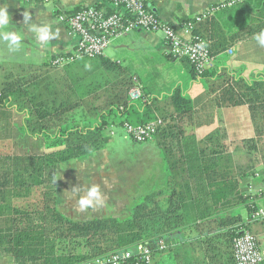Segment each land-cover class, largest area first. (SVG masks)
Here are the masks:
<instances>
[{
  "label": "crops",
  "instance_id": "crops-1",
  "mask_svg": "<svg viewBox=\"0 0 264 264\" xmlns=\"http://www.w3.org/2000/svg\"><path fill=\"white\" fill-rule=\"evenodd\" d=\"M143 1L184 39L189 36L183 31L186 21L204 15L203 19H208L210 24L207 27L213 32L219 27L235 37L234 44L213 59L214 65L217 62L226 69L240 70L245 80L264 75V43L258 39L264 33V0ZM222 4L229 5L222 7ZM84 8L111 9L106 0H53L49 4L0 0V12L8 17L0 23V86L14 84L31 97L41 95L45 100H70L77 105L74 111L84 114L82 103L89 99L87 84L98 82L92 94L100 97L97 103L102 107L113 102V94L124 91L133 78L140 85L144 101L156 99L154 117L159 123L163 122V113L174 111L169 98L179 89L192 106L191 112L174 125L181 133L179 146L189 141L199 148L216 147L221 155L207 157L206 160L214 159L218 164L209 170L202 168V160L196 157L162 156L159 151V156L152 160L140 159L148 165L158 163L156 173H142V184L134 176H126L127 184L121 186L115 174L97 169L93 161L97 152L73 165L66 163L58 167L57 197L61 191L63 197L68 195L67 200L73 202L67 207L65 204L60 207L57 202L58 209L70 219L87 221L102 218L109 212H126L127 216L139 199L151 198L144 202L147 210L156 209L159 217H165L162 223L174 230L169 238L161 239L165 248L152 254L150 264H234L229 233L246 224L264 258V218L253 221L246 212L245 199L250 197L257 211L264 213V185L258 173L263 169V160L255 157L253 151L249 152L247 144L253 142L258 149L264 148V136L255 133L248 106H217L214 95L205 91L200 78L193 77L188 61L168 54L161 33L134 31L114 41L101 58L115 65L111 73H107L99 59L92 62H95L93 66L81 61L53 66L55 59L70 55L77 42V37L59 17ZM12 36L17 37L15 42ZM145 62L150 66L141 71ZM127 97L131 100L128 93ZM141 111L138 103L129 115ZM6 113L10 118L0 120V149L7 141L3 133L7 128L13 131L21 122L18 117L21 114L15 109ZM2 126L5 128L1 129ZM210 137H213L211 141L204 142ZM72 167L77 169L71 170ZM109 179L114 184H109ZM82 189L85 193H80ZM87 189L91 192L95 189L96 195H90ZM81 200H89L90 204L82 207ZM99 212L102 215H96ZM0 264L10 263L0 258Z\"/></svg>",
  "mask_w": 264,
  "mask_h": 264
},
{
  "label": "trees",
  "instance_id": "trees-1",
  "mask_svg": "<svg viewBox=\"0 0 264 264\" xmlns=\"http://www.w3.org/2000/svg\"><path fill=\"white\" fill-rule=\"evenodd\" d=\"M145 6L153 13L146 3ZM187 23L192 25L193 35L207 44L213 59L223 55L234 44V36L227 35L219 27L214 32L208 28L210 24L206 18L199 22L192 19ZM101 58L96 59L107 73H111L115 65ZM191 73L197 78L192 66ZM241 73L216 62L200 80L205 91L214 95L217 106L247 105L255 133L264 136V75L245 80ZM130 80L124 91L113 94V102L102 107L97 103L100 97L92 94L98 82L87 84L86 96L89 99L85 104L80 101L85 108L84 114L75 112L77 105L70 100H45L41 95L31 97L14 84L0 86V112H3L0 120L9 121L6 112L14 109L21 114L16 115L21 122L14 126L15 129L10 131L7 128L3 133L7 141L0 149V258L9 260L10 264H87L142 244H149L153 254L159 250L161 239L170 237L174 228L164 225L165 217L160 218L156 209L147 210L144 204L151 198L139 199L123 218L106 216L87 221L73 220L57 206L58 167L85 160L104 150L110 140L108 131L120 128L124 123L141 126L155 122L156 132L147 143L157 146L162 156H191L202 160V168L213 170L217 167V160L206 159L220 156V149L195 147L189 141L181 147L177 142L181 133L174 125L191 112L190 100L175 89L169 98L174 111L167 115L163 113V122L158 123L154 117L155 98L144 101L142 96L137 102L128 99V90L133 86V78ZM75 90L78 91L76 84ZM138 103L142 106L141 113L129 115ZM213 137L204 142L211 141ZM130 140L137 145L147 144ZM247 144L248 151H253L255 157L260 156L263 160V169L258 173L264 185V149H258L253 142ZM249 199H245L248 202L247 216L253 221L261 220L256 218L257 207ZM243 232L251 233L248 224L230 231L231 248L233 240ZM128 264L138 263L131 260Z\"/></svg>",
  "mask_w": 264,
  "mask_h": 264
},
{
  "label": "built area",
  "instance_id": "built-area-1",
  "mask_svg": "<svg viewBox=\"0 0 264 264\" xmlns=\"http://www.w3.org/2000/svg\"><path fill=\"white\" fill-rule=\"evenodd\" d=\"M19 1L25 4H49L53 2V0ZM106 1L111 8L110 13L97 8H84L76 13L64 14L59 17V20L77 37V42L74 51L70 55L55 59L52 62L53 66L61 67L82 58L96 59L103 57L105 50L114 41L122 39L134 31L161 33L168 54L172 58L186 59L194 68L198 78L214 66L207 44L193 35L191 24L187 23L183 26L184 33L189 35L187 39H184L176 30L163 23L156 14L151 13L146 8L143 0ZM227 5L229 4H222L221 6ZM203 18L204 15L197 17L195 20L199 22ZM141 94L140 85L134 79L128 96L134 101L140 99ZM156 127L155 122L141 126L124 123L120 129L136 143L143 144L152 140ZM113 130V128L109 130L110 136L114 135ZM255 216L257 219H263L264 213L259 211ZM164 248V244L160 243L159 250ZM232 251L235 264H260L264 261L256 238L249 232H243L233 240ZM131 260H136L138 264H150L152 260L151 246L149 244L137 245L131 250L118 252L87 264H128Z\"/></svg>",
  "mask_w": 264,
  "mask_h": 264
},
{
  "label": "rangeland",
  "instance_id": "rangeland-1",
  "mask_svg": "<svg viewBox=\"0 0 264 264\" xmlns=\"http://www.w3.org/2000/svg\"><path fill=\"white\" fill-rule=\"evenodd\" d=\"M76 61H81V63H83L84 65H87V66H89V65L93 66L95 62L94 63H92V62L96 61V60L95 59L82 58V59H79ZM149 66L150 65H147V63L145 62L144 66L141 67L140 70L144 71ZM137 70H139V69H137ZM113 132H114V135L110 136V133L108 131L107 135L110 137V140H109L105 150L99 152L96 156H94V154L91 155V156H94L93 161H95L94 164L99 171H101L105 174H115L118 177V182L121 186L127 184V179L124 180L126 176H129L130 178H132L134 176L142 184V182H141L142 173L144 175L148 171L150 173H152V172L156 173L158 171V163L156 165H153V164L148 165L147 163L144 162V160H140L144 157L145 158L149 157L150 160H152L154 158V156L156 157V155H158V153H159V148L157 146H155L151 142L144 144V145L134 144L124 134V132L120 128H114ZM261 149H264V148H261ZM73 163H75V162H69L70 165H73ZM75 169H77V168L76 167L71 168V170H75ZM80 173H83V170H82V172L80 171ZM116 181H117V179H116ZM108 183L114 184V182L111 181L110 179L108 180ZM58 185H59V182L57 181V187H58ZM82 190L83 191L80 193H85L84 192L85 190L84 189H82ZM86 191H88V189ZM60 192L61 191H59V194L57 197L58 198L57 202L59 203L60 207H64L63 206L64 204L67 207V205H69L70 203H73L70 200H67L68 195L63 197V195H61ZM65 192L67 194V190ZM89 192H91V191H88V193ZM126 214H127L126 212L120 211V212L105 213L104 216H113V217L123 218ZM96 215L99 216L102 214H100V212H99Z\"/></svg>",
  "mask_w": 264,
  "mask_h": 264
},
{
  "label": "clouds",
  "instance_id": "clouds-1",
  "mask_svg": "<svg viewBox=\"0 0 264 264\" xmlns=\"http://www.w3.org/2000/svg\"><path fill=\"white\" fill-rule=\"evenodd\" d=\"M7 15L6 13L4 12H0V23H4L7 21ZM43 38H46V37H43ZM11 39L13 40V42L16 41L17 37L15 36H12ZM258 39L261 40V43H264V33L261 34V37H258ZM90 195L92 196H95L96 195V191L95 189L90 193ZM81 206L82 207H87L89 204H90V201L89 200H81Z\"/></svg>",
  "mask_w": 264,
  "mask_h": 264
},
{
  "label": "water",
  "instance_id": "water-1",
  "mask_svg": "<svg viewBox=\"0 0 264 264\" xmlns=\"http://www.w3.org/2000/svg\"><path fill=\"white\" fill-rule=\"evenodd\" d=\"M261 169H262V167L259 170H261Z\"/></svg>",
  "mask_w": 264,
  "mask_h": 264
}]
</instances>
